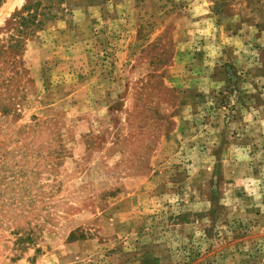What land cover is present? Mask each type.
Here are the masks:
<instances>
[{"label": "rangeland", "instance_id": "1", "mask_svg": "<svg viewBox=\"0 0 264 264\" xmlns=\"http://www.w3.org/2000/svg\"><path fill=\"white\" fill-rule=\"evenodd\" d=\"M0 264H264V0H0Z\"/></svg>", "mask_w": 264, "mask_h": 264}]
</instances>
